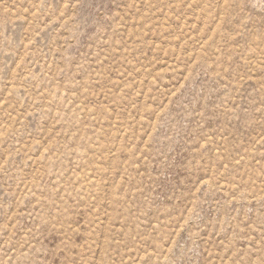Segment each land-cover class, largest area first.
Here are the masks:
<instances>
[{
	"label": "rangeland",
	"instance_id": "rangeland-1",
	"mask_svg": "<svg viewBox=\"0 0 264 264\" xmlns=\"http://www.w3.org/2000/svg\"><path fill=\"white\" fill-rule=\"evenodd\" d=\"M0 264H264V0H0Z\"/></svg>",
	"mask_w": 264,
	"mask_h": 264
}]
</instances>
